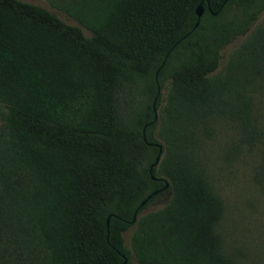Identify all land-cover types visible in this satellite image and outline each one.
Wrapping results in <instances>:
<instances>
[{"label": "trees", "instance_id": "obj_1", "mask_svg": "<svg viewBox=\"0 0 264 264\" xmlns=\"http://www.w3.org/2000/svg\"><path fill=\"white\" fill-rule=\"evenodd\" d=\"M200 1L54 4L76 26L0 0V264H235L196 148L226 117L264 167L248 95L264 78V0H202L193 28ZM165 182L166 204L140 214Z\"/></svg>", "mask_w": 264, "mask_h": 264}, {"label": "rangeland", "instance_id": "obj_2", "mask_svg": "<svg viewBox=\"0 0 264 264\" xmlns=\"http://www.w3.org/2000/svg\"><path fill=\"white\" fill-rule=\"evenodd\" d=\"M22 1L39 5L64 22L79 26L76 20L54 6L68 0ZM263 17L264 12L258 21ZM83 31L88 35L86 30ZM243 37L226 45L223 56L226 57ZM248 95L251 115L264 135V78L248 90ZM161 97L164 103V89ZM205 126L200 129L196 154L214 193L223 204L222 216L216 225L222 249L235 264H264V167L260 153L255 146L241 140L238 125L226 117H214ZM169 197L168 190L162 191L141 209L140 214L161 208ZM132 229L130 226L123 232L127 248H130Z\"/></svg>", "mask_w": 264, "mask_h": 264}, {"label": "water", "instance_id": "obj_3", "mask_svg": "<svg viewBox=\"0 0 264 264\" xmlns=\"http://www.w3.org/2000/svg\"><path fill=\"white\" fill-rule=\"evenodd\" d=\"M225 1V0H224ZM203 4H202V0L197 4V6L195 7V15H196V21H195V23H194V25H193V28H195L197 25H198V22H199V18H200V16L202 15V13H203ZM208 9H209V7H208ZM187 34L188 33H185V34H183L182 36H180L167 50H166V52L164 53V55H163V58H162V61H161V64L159 65V67L156 69V71H155V76L157 75V73H158V71H159V69L165 64V62L167 61V59H168V56H169V54L172 52V50L187 36ZM154 104H155V100L153 101V103H152V112H153V116H154V119H156L157 118V113H156V109H155V106H154ZM155 145H157V147H158V154L156 155V157H155V159H154V161L151 163V165H150V169L152 168V167H154V166H156L157 164H158V162H159V159H160V153H161V146L160 145H158V144H155ZM168 186V183L167 182H165L164 183V186L162 187V189H166V187ZM161 190L160 189H157V190H154V191H152L151 193H149L141 202H140V204L138 205V207H140V206H142L145 202H146V200L148 199V198H150L153 194H155V193H158V192H160ZM108 220H109V215L106 217V223H108ZM134 220V217H133V219H132V221ZM124 262H125V260H124ZM123 262V263H124Z\"/></svg>", "mask_w": 264, "mask_h": 264}, {"label": "flooded vegetation", "instance_id": "obj_4", "mask_svg": "<svg viewBox=\"0 0 264 264\" xmlns=\"http://www.w3.org/2000/svg\"><path fill=\"white\" fill-rule=\"evenodd\" d=\"M162 191H166V189H163ZM162 191H161V192H162ZM161 192H159V193H161Z\"/></svg>", "mask_w": 264, "mask_h": 264}]
</instances>
